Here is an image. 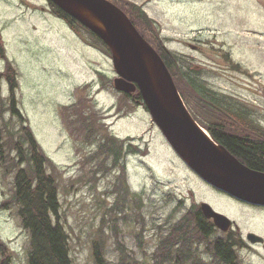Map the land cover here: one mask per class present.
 <instances>
[{"label":"rangeland","instance_id":"1","mask_svg":"<svg viewBox=\"0 0 264 264\" xmlns=\"http://www.w3.org/2000/svg\"><path fill=\"white\" fill-rule=\"evenodd\" d=\"M128 1L159 24L164 45L189 58L208 83L264 117V5L260 0ZM0 31L7 56L18 71V106L59 170V210L73 264H94L91 242L103 216L109 222L104 227L108 264H116L118 258L112 234L116 221L140 264H151L158 226L163 230L168 220H177L193 202L206 201L229 213L233 208L227 204L246 213L256 209L202 181L174 152L145 106L114 88L112 57L89 45L64 19L52 14L47 0H0ZM226 54L240 69L226 60ZM83 85L89 87L85 94L92 96L93 107L110 132L119 138L132 136V144L146 147V154L126 158L128 183L141 196L142 205L137 207V197L128 199L125 213L120 212L117 220L107 209L116 199V193L109 191L116 171H105L101 158L90 157L102 135L86 144L81 135L70 134L59 114L60 105L75 101L77 88ZM8 92L6 82L2 83V95ZM119 102L121 111L116 108ZM14 175L0 162V239L10 251V264H28L30 235L21 224L19 206L2 204L12 195ZM93 175L97 179H91ZM180 200L184 206L174 210ZM247 260L264 264L258 257Z\"/></svg>","mask_w":264,"mask_h":264},{"label":"trees","instance_id":"2","mask_svg":"<svg viewBox=\"0 0 264 264\" xmlns=\"http://www.w3.org/2000/svg\"><path fill=\"white\" fill-rule=\"evenodd\" d=\"M47 1L52 14L64 19L89 45L99 47L111 56L108 45L88 27L51 0ZM110 1L126 12L140 34L160 54L193 118L208 130L213 140L238 157L239 161L242 160L251 169L264 172V145L226 135L231 129H225L228 125L219 122L220 112H229L243 124H246L245 121L256 122L254 111L241 100L208 83L203 71L194 69L189 58L167 48L164 45L165 38L160 34L159 24L149 18L139 5L128 0ZM260 2L264 5L263 0ZM225 57L240 69V64L232 62L228 54ZM0 63V162L7 173L15 172L12 195L5 198L2 204L8 202L19 206L21 224L30 235L28 264H73L69 253V235L59 210V170L40 145L28 118L18 106V71L7 56L1 31ZM4 82L9 89L7 96L2 95ZM88 88L87 85L79 86L78 98L70 104H61L59 114L70 134L76 137L81 135L86 144H92V138L97 134L102 135V140L99 144L96 143L90 157L101 158L100 167L105 171H116L109 190L116 193V199L107 209L114 213L117 220L120 212L125 213L128 199L137 197V207L142 205L141 196L128 183L126 158L130 154H146V147L132 144V136L119 138L108 130L102 114L93 107L92 96L85 94ZM120 92L128 100L131 98L144 105L137 91ZM116 108L118 111L123 110L120 102L116 104ZM21 162L24 163L23 166L20 165ZM91 179L95 180L97 177L93 175ZM183 206L180 200L174 210H181ZM108 223L103 216L91 242L90 252L94 264H108L104 232ZM139 223L142 231L145 228L143 218ZM161 228L159 225L158 241L151 254V264H239L234 248L238 245L236 230L230 229L219 234L213 220L204 215L198 203L193 202L177 220H168L167 226L163 230ZM112 234L118 255L116 264H140L133 250L122 239L117 221ZM138 244L143 246L139 240ZM10 263V251L0 239V264Z\"/></svg>","mask_w":264,"mask_h":264},{"label":"water","instance_id":"3","mask_svg":"<svg viewBox=\"0 0 264 264\" xmlns=\"http://www.w3.org/2000/svg\"><path fill=\"white\" fill-rule=\"evenodd\" d=\"M51 1L108 45L116 72L114 88L141 95L153 122L191 170L239 200L264 205V172L239 161L198 124L162 57L120 7L110 0ZM200 208L220 229L231 225L209 203H200Z\"/></svg>","mask_w":264,"mask_h":264},{"label":"flooded vegetation","instance_id":"4","mask_svg":"<svg viewBox=\"0 0 264 264\" xmlns=\"http://www.w3.org/2000/svg\"><path fill=\"white\" fill-rule=\"evenodd\" d=\"M218 114L219 122L228 125L225 129H231L226 135L237 137L255 144L264 145V126H257V124L261 123L264 125V117L259 116L258 112H254L253 115L256 116V122L245 121L248 126L238 121L229 112H220ZM230 124H236V126H231ZM231 199L249 207H256L253 212L246 213L236 208L234 205L227 204L233 208V214L228 211H222L232 219L230 229L236 230L237 233L236 243L238 245H235L234 248L236 249V256L238 257L239 264H250L247 260L248 256L258 257L264 260V205L242 202L235 198ZM258 222L262 224V227L258 226ZM216 229L221 235L227 232V230L223 231L217 227ZM230 229H228V231Z\"/></svg>","mask_w":264,"mask_h":264}]
</instances>
